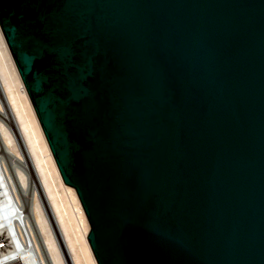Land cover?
I'll return each instance as SVG.
<instances>
[{
  "label": "water",
  "instance_id": "1",
  "mask_svg": "<svg viewBox=\"0 0 264 264\" xmlns=\"http://www.w3.org/2000/svg\"><path fill=\"white\" fill-rule=\"evenodd\" d=\"M97 264H264V0H0Z\"/></svg>",
  "mask_w": 264,
  "mask_h": 264
},
{
  "label": "bare ground",
  "instance_id": "2",
  "mask_svg": "<svg viewBox=\"0 0 264 264\" xmlns=\"http://www.w3.org/2000/svg\"><path fill=\"white\" fill-rule=\"evenodd\" d=\"M0 90V113L4 111L3 107L7 115L9 111L16 126V131L11 132L12 129L9 130L0 116V147L11 159L26 162L37 187L43 192V203L45 201V206H49L55 219L54 225H57L61 235L60 240L53 231L54 236L40 198L38 201L34 196L31 212L24 217L23 225H17V232L0 227V244L6 243L0 248V264H70L64 259L66 251L72 264H97L88 241L90 225L85 212L75 189L66 185L61 177L1 28ZM18 135L26 152L23 150L21 153L17 145ZM16 173L21 186L25 188L26 174L19 169Z\"/></svg>",
  "mask_w": 264,
  "mask_h": 264
},
{
  "label": "rangeland",
  "instance_id": "3",
  "mask_svg": "<svg viewBox=\"0 0 264 264\" xmlns=\"http://www.w3.org/2000/svg\"><path fill=\"white\" fill-rule=\"evenodd\" d=\"M0 94H1V90H0ZM2 109L4 111H2L3 113L2 112L0 113V116L2 117L3 122L8 126L9 130L12 129V130H10L11 132H15L16 126L13 123L14 121L11 117V113L8 111V115H7L4 107ZM19 142H20V145H19ZM17 145L19 146L21 153H23L22 151L24 150L25 147H24L23 141L19 137V135H18ZM21 147H22V149H21ZM24 151L26 152V150H24ZM3 152L5 153V155ZM1 155L4 156V158L1 157ZM0 157H1L0 158V182H1L0 185H2V187H0V227H7V228L11 229L12 231L14 230L15 232H17V225H23L24 224V222H23L24 217L28 216L29 212H31L32 200H33V197L36 196L38 201L40 198L39 202H40V204H42V207L44 209V213L46 214L48 221H50L49 222L50 227L54 228V230L52 228V232L54 231L60 237L61 235H60L59 229H58V227H56L57 225H54L56 223L54 222L55 219L51 213V210H50L49 206L46 205V206H48V212H47V209L45 206V201L43 203V197H44L43 192H41V190H39V186L37 187V184L35 182V177H33V174L31 173V171H29L27 164H25L26 162L20 161V160L16 161L13 158L11 159L10 155L8 156V153L6 151H4L1 147H0ZM17 169L22 170L26 174L27 185L25 188H23L21 186V184H20V182L16 176L17 175V173H16ZM36 188H38V189H36ZM49 212H50V216H49ZM22 213L25 214V216L22 215ZM12 214H15V215H12ZM54 232H53V234L55 236L56 234ZM60 240H61V237H60ZM56 241H57V237H56ZM67 254H69V253H67V251H66V257L64 256V259H65L66 263L70 262V264H72L70 256ZM67 259H68V261H67Z\"/></svg>",
  "mask_w": 264,
  "mask_h": 264
},
{
  "label": "built area",
  "instance_id": "4",
  "mask_svg": "<svg viewBox=\"0 0 264 264\" xmlns=\"http://www.w3.org/2000/svg\"><path fill=\"white\" fill-rule=\"evenodd\" d=\"M2 241V240H1ZM3 244H5L6 245V243L5 242H3ZM1 255V254H0ZM2 264H7V262L6 263H2ZM8 264H11V263H8Z\"/></svg>",
  "mask_w": 264,
  "mask_h": 264
},
{
  "label": "snow or ice",
  "instance_id": "5",
  "mask_svg": "<svg viewBox=\"0 0 264 264\" xmlns=\"http://www.w3.org/2000/svg\"><path fill=\"white\" fill-rule=\"evenodd\" d=\"M2 247H4V245L3 244H0V248H2Z\"/></svg>",
  "mask_w": 264,
  "mask_h": 264
}]
</instances>
